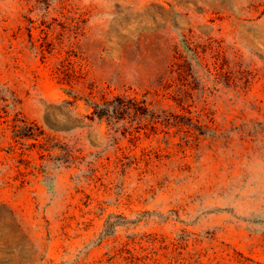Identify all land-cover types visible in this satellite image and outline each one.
I'll return each mask as SVG.
<instances>
[{"label":"rangeland","instance_id":"374dc122","mask_svg":"<svg viewBox=\"0 0 264 264\" xmlns=\"http://www.w3.org/2000/svg\"><path fill=\"white\" fill-rule=\"evenodd\" d=\"M67 51L110 99L189 91L217 132L91 120L58 83ZM0 264H264V0H0Z\"/></svg>","mask_w":264,"mask_h":264},{"label":"trees","instance_id":"16d2710c","mask_svg":"<svg viewBox=\"0 0 264 264\" xmlns=\"http://www.w3.org/2000/svg\"><path fill=\"white\" fill-rule=\"evenodd\" d=\"M70 53L67 51L65 58L55 68L57 80L60 85L66 87L65 91L68 95L73 96L76 93L73 100H65V103L74 106L84 99L91 108L88 116L91 120L98 119L114 125L128 118L129 120L124 124L125 132H127L124 136H129L131 140L139 139L141 132L148 127L154 134L164 132L169 138L185 133L182 139L188 145L198 142L207 131L217 132V121L214 113L208 111L207 105L203 106L197 115L192 114L191 108L195 106L193 104L196 99L189 91L186 92L187 95L182 91L173 95L172 99L178 111L163 107V100L168 98L171 88L168 82L163 80L158 89L154 92L148 91L143 98L118 95L110 99L105 90L100 89L95 81H90L89 67L74 62ZM83 91L86 95L82 93ZM149 95H152L153 99H150ZM136 123L139 126L136 127ZM16 128L18 137L33 139L34 144L41 148L42 154H52L59 148L62 151L60 158L68 163L69 167L79 162L80 152L75 147L52 145L53 138L48 136L36 122L24 119L16 125Z\"/></svg>","mask_w":264,"mask_h":264}]
</instances>
